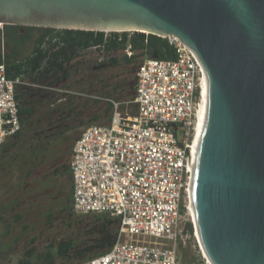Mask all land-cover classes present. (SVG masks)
Listing matches in <instances>:
<instances>
[{
    "label": "water",
    "instance_id": "95a60500",
    "mask_svg": "<svg viewBox=\"0 0 264 264\" xmlns=\"http://www.w3.org/2000/svg\"><path fill=\"white\" fill-rule=\"evenodd\" d=\"M0 22L183 40L206 71L191 183L201 247L213 264H264V0H0Z\"/></svg>",
    "mask_w": 264,
    "mask_h": 264
},
{
    "label": "built area",
    "instance_id": "2783aa9c",
    "mask_svg": "<svg viewBox=\"0 0 264 264\" xmlns=\"http://www.w3.org/2000/svg\"><path fill=\"white\" fill-rule=\"evenodd\" d=\"M165 37L177 57H149L140 64L137 114H125L113 101L110 122L87 126L73 145L75 211L110 212L121 219L113 246L80 264H213L203 249L200 262L183 261L179 248L193 235L200 244L190 188L206 71L177 35ZM126 52L132 55L131 45ZM23 84L33 85L22 76L9 77L0 61V145L21 129L17 91Z\"/></svg>",
    "mask_w": 264,
    "mask_h": 264
},
{
    "label": "trees",
    "instance_id": "16d2710c",
    "mask_svg": "<svg viewBox=\"0 0 264 264\" xmlns=\"http://www.w3.org/2000/svg\"><path fill=\"white\" fill-rule=\"evenodd\" d=\"M21 26L4 24L0 28V61L5 62L8 76H22L33 84L19 85L17 99L21 129L0 145V179L4 174L10 173L17 175V179H24V182L38 166L51 159L54 155L52 146L59 148L58 139L69 138L70 133L78 134L81 126L85 125L86 128L98 123L102 117L106 118L107 123L110 122L113 101L120 102L125 114H137L138 107L134 99L140 64L154 55L167 60L177 57L176 48L169 38L153 33L130 34L127 31L106 32L32 25H25L30 31L37 32L29 54L21 57L6 53L5 44L12 45V35L16 34ZM128 45H131L132 55L126 52ZM88 50L106 53L109 57L106 67L92 72L79 69L76 59ZM103 101L107 103L104 109L93 110ZM90 108L92 112L88 119L69 123ZM64 123L65 127L58 129L57 125ZM75 141H72L73 144L68 146L66 152L70 155V161H64L55 169H49L45 175L49 181L63 178L64 195L56 201L59 207L57 214L58 217L67 216L69 219L76 212L73 205L71 163ZM56 152L62 159L66 156L63 152ZM3 185L8 187L6 191L12 190L13 186L9 181L0 183V221L8 222L6 233H9L13 223L23 221L24 213L12 214L21 204L17 197L10 202L1 200ZM91 213L95 216L91 220L92 226L86 230V237L80 243L75 242L73 238L60 240L56 254L52 251L36 252L35 247L28 248L17 264H59L57 257L68 263L75 261L80 264L107 252L118 237L121 219L110 212ZM49 216H53V213H49ZM10 218H13V221H10ZM186 229L193 234L194 225L191 220L186 222ZM15 246L13 243L1 242L0 252L6 253L15 249ZM179 248L181 252L183 250V254L180 252L183 261L202 260L200 255L190 256L189 249L182 243Z\"/></svg>",
    "mask_w": 264,
    "mask_h": 264
},
{
    "label": "rangeland",
    "instance_id": "374dc122",
    "mask_svg": "<svg viewBox=\"0 0 264 264\" xmlns=\"http://www.w3.org/2000/svg\"><path fill=\"white\" fill-rule=\"evenodd\" d=\"M8 49L9 46H7V50ZM30 51L31 48L26 50L21 57L26 56ZM83 99H86V95ZM106 105L107 103L103 101L95 108L92 107V109H104ZM91 112V108L87 109L83 115L72 119L69 123L77 122L79 119L86 120L91 115ZM98 123H107V120L105 117H102ZM84 126L85 125L79 128L78 134L74 133L72 135L70 133L69 138H61L59 148L57 146H52V149H54V155L51 156V159L38 166L33 171L32 175L24 182V179H17V175H12L10 173L6 175L4 174L3 178L0 179V183L9 181L10 183L12 182L13 186L12 190L8 191H6L8 187L5 185L1 187V200L3 199L5 202H10L17 197L21 204L20 206H17L18 208L13 211L12 214H15L16 212L24 213L23 221L20 223H13L9 233H6V224L8 222H4L3 220L0 221V243L7 242L9 244H16L15 249H10L6 253L0 252V264H17L18 259L22 256L23 252L32 247H35L36 252L52 251L56 254L60 240L73 238L75 242L80 243L86 237L85 232L92 226L91 220L95 217L93 213H89L88 215V213L74 212L71 219L67 216L58 217L57 213L59 207L56 201L64 195L62 192L64 189V184L62 182L63 178L60 177L59 179L49 181L48 178L45 177L49 172L50 166L59 159L56 150L60 153L63 152L66 154L68 146L72 145V141L79 137L85 129ZM69 158L70 155L66 154L62 161H70ZM40 185L42 187H40ZM49 213H53V216L50 217ZM10 221H13V218H10ZM184 246L189 249L190 256L197 255L199 257L200 255L199 258L201 259L202 248L195 236L191 237ZM181 254H183V250ZM56 261L59 264H79L75 261L68 263L60 257H57Z\"/></svg>",
    "mask_w": 264,
    "mask_h": 264
},
{
    "label": "flooded vegetation",
    "instance_id": "af4514ba",
    "mask_svg": "<svg viewBox=\"0 0 264 264\" xmlns=\"http://www.w3.org/2000/svg\"><path fill=\"white\" fill-rule=\"evenodd\" d=\"M36 31H30L22 25L19 31L16 34L12 35V45L9 46L7 50L8 44H5V52L8 54H16L21 56L26 50L29 48H33L34 40L37 36ZM108 55L103 51H95V50H88L77 57V63L79 69H86L90 72L98 69H102L106 67L108 64ZM64 124H58V129L65 127ZM61 139H58V144ZM59 159L55 161V163L50 167V169H55L56 167L62 164V158L59 156Z\"/></svg>",
    "mask_w": 264,
    "mask_h": 264
},
{
    "label": "bare ground",
    "instance_id": "6f19581e",
    "mask_svg": "<svg viewBox=\"0 0 264 264\" xmlns=\"http://www.w3.org/2000/svg\"><path fill=\"white\" fill-rule=\"evenodd\" d=\"M202 109H203V106H202ZM201 115H202V111H201ZM200 122H201V117H200ZM199 128H200V123H199L198 129H197V134H196V138H195V145H194V152H193V158L195 159V161H196V149H197V141H198ZM190 191H191V188H190ZM192 210H193V218L196 219V215H195L194 207L193 206H192Z\"/></svg>",
    "mask_w": 264,
    "mask_h": 264
},
{
    "label": "crops",
    "instance_id": "0c3cea01",
    "mask_svg": "<svg viewBox=\"0 0 264 264\" xmlns=\"http://www.w3.org/2000/svg\"><path fill=\"white\" fill-rule=\"evenodd\" d=\"M20 91H21V89H20Z\"/></svg>",
    "mask_w": 264,
    "mask_h": 264
}]
</instances>
